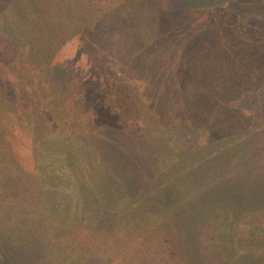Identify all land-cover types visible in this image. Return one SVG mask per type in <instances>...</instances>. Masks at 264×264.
<instances>
[{"label":"rangeland","instance_id":"374dc122","mask_svg":"<svg viewBox=\"0 0 264 264\" xmlns=\"http://www.w3.org/2000/svg\"><path fill=\"white\" fill-rule=\"evenodd\" d=\"M22 1L0 0V119L4 115L2 99L12 91L9 74L13 70L14 77L19 74L16 67L20 60L18 42L23 39L18 33L20 39L16 37L13 44L8 42L9 34L4 24L7 18L16 19L22 15L18 9ZM119 1L124 4L107 19L109 15H102L100 11H87L83 0V29L87 19L92 18L97 31L111 27L112 36L123 43L129 39L123 38L126 32L142 35L132 44L115 43L112 47L98 40L97 35L91 38L83 32V53L85 49H91L92 53L101 48L114 50V59L105 60L95 55L91 61L83 57V83H78L74 72L68 73L73 81L72 91L83 92V107L89 115V120L83 123V132L71 133L70 129L58 128L53 132V126L46 131V126L39 125L31 129L34 156L39 165L45 164L42 176L37 177L42 206L51 208L59 202L65 206L63 214L59 210L51 212L37 205L29 206L25 201L22 204L17 200L13 202L10 194L11 201L0 208L2 264H8V259L16 264H29L32 258H37L39 264H83L80 239H68L71 252L68 258L60 253L59 246L54 250V240L48 234L45 238L50 243L40 246L43 228L51 224L58 230L66 224L63 230L67 231L63 235L72 230L80 231L83 211L88 218L106 214L101 221H91L99 228L112 226L120 222L113 212H116L117 197L123 193L131 194L126 197L131 201L121 207L133 215L159 209L164 202L165 209L173 214L180 227L183 226L184 232L189 231L191 222L195 223L196 209L205 202H211L212 215L226 213L228 223L234 228L238 224L236 236L251 240L257 232L252 225L264 216V0ZM62 2L65 8L60 10L55 4H43L50 8L44 11L46 15L42 19L55 16L58 25L46 29L47 26L38 24L36 31L38 38L46 42L54 40L55 46L64 48L76 44L74 39L79 35L74 31L80 28L72 19L71 4L67 0ZM66 32L68 36L51 37V34ZM155 33L161 41L157 49L150 44ZM27 35V39L34 38L29 32ZM37 44L41 43L37 41ZM160 56L163 59L156 60ZM120 62L127 69L130 80L121 83L120 95L115 92L108 98V90H104V95L101 93L102 81L99 79L95 84L93 79L101 69L114 70ZM88 80L93 82L86 84ZM161 84L171 97L170 101L162 100L157 94ZM107 85H111V81H107ZM12 86V93L18 95L20 87L13 80ZM151 95L163 119L154 132H144L145 137L132 139L133 145L139 146L138 150L145 154L142 158H134V146L125 134L113 137L108 128L101 127L102 120L111 118L105 116L110 111L102 100L120 111L119 122L127 128L134 125V115L148 111ZM169 117L180 121L169 123ZM176 132L188 135L185 143L180 134L179 139L173 137ZM163 137L165 140L160 144L157 140ZM169 137L172 138L168 140ZM154 143L156 146L152 145ZM117 144L123 146V152L127 148L130 156L119 158ZM17 151L20 155L21 148L17 147ZM45 151L49 152L47 157H39ZM73 151L83 156V173L72 168L75 160L69 153ZM149 154L154 155L150 158L153 171L161 169L157 176L160 185L171 187L169 191H173L176 203L161 200L150 184V200L144 195L147 182L135 172L138 165L149 161ZM174 163V169H179L182 175V182L178 184L173 180ZM230 205L237 207L228 210ZM3 211L10 216L3 217ZM241 264L254 263L245 256Z\"/></svg>","mask_w":264,"mask_h":264},{"label":"trees","instance_id":"16d2710c","mask_svg":"<svg viewBox=\"0 0 264 264\" xmlns=\"http://www.w3.org/2000/svg\"><path fill=\"white\" fill-rule=\"evenodd\" d=\"M67 2L72 6V19L76 26L80 28V31H74L79 35L74 39L76 41L75 45L61 48L55 46L54 40L49 41L48 39V42H46L38 38L37 35L36 26L38 24L47 26L46 29L53 28L55 24L58 25L55 16L42 19L46 15L44 11L50 8L43 4H55V8L60 10L65 8L62 0H23L18 5L19 12L22 15L16 19L7 18L8 21L4 24L5 31H8L9 34L7 36L8 42L15 43L18 33L23 36V39L18 38L20 39L18 42L20 60L16 65L18 67V77H14L16 75L15 70L9 74L11 77L9 80L11 90H14L13 80L21 91L18 95H14L12 91H9L2 99L5 103L2 105L4 115L0 119L2 122V125H0V208L7 206L12 199L10 195L12 194L14 197L13 202L17 200L22 204L25 201L29 206L32 204L33 207H36L37 205L38 208L51 212L59 210L63 214L65 206L59 202L51 208L42 206L43 202L40 200L41 188L39 187L40 184L37 183V177L42 176L44 172L42 166L45 164H40V166L37 156H34L36 153L34 135L31 129L39 125L43 128L46 126V131L53 126V132L55 128L60 130L70 129L72 130L71 133L77 132V130L83 132V123L86 122L89 115L83 107V92L75 93L72 91L73 81L70 80L69 74L74 72V75L78 76L76 77L78 83H83V57H87L91 61L95 55L105 60L114 59V50L110 52L101 48L92 53L91 49H85L83 53V32L84 35L91 36V38H95L94 35H97L98 40L102 43H110L112 47L115 43L119 45L132 44L134 40L139 41L142 36L138 33L126 32L123 34V38L129 37L127 39L129 41L125 39L126 43H123V40L112 36L111 30L113 28L111 29V27L105 26L101 32L100 30L97 31L92 18L87 19L83 29V0H67ZM121 4H124V2L119 0H85L87 11H100L102 15H109L107 19L115 10H119L118 6ZM7 5L9 4L6 2L5 6L7 7ZM27 32L34 38L27 39ZM107 33L110 35H107ZM63 34L65 36L69 35L67 32L54 33L51 34V37L58 38L62 37ZM155 35L156 33L153 36ZM112 38L114 39L113 43L111 42ZM157 38L158 36H155L151 40L152 48L157 49L161 45V41ZM37 41L41 44H37ZM26 42L28 44H25ZM10 43L8 44L10 45ZM177 43L180 42L177 41ZM97 44L100 43L97 41ZM193 54H196V52L194 51ZM158 58H156L158 61L163 59L161 56ZM118 61H120V58H118ZM120 64L122 63L120 62ZM120 64L114 70L101 69L97 75L98 77L93 79L95 84L99 82V79L102 81L101 93L103 94L104 90H108L107 93H110L108 98L114 96L115 92L119 94L121 83L127 82V79L130 80L127 69H124V65L121 66ZM113 76L114 79H112ZM93 80H88L86 84L88 82L92 83ZM107 81L108 83L111 81V85H107ZM111 87L115 88L114 92H110L114 89ZM160 88L157 93L159 97L164 101H170L171 97L165 93L164 85L161 84ZM102 103L110 111L105 116L111 118L105 119L106 122L102 120L101 127L103 129L108 128L113 133V137L122 134L124 136L125 134L132 146H134L132 143L133 138H143L145 137L144 132H154L156 125L163 119V114L152 95L148 100V111L141 115H134V118H132L135 119L134 125L132 127L128 125L127 128L119 122L120 111H116L105 100H102ZM188 120L191 119L188 118ZM176 121L179 122V118L169 117L167 119V122L172 124ZM179 134L177 133L173 137L179 139ZM187 136L186 134H180L182 143L186 142ZM171 138L169 137L168 140ZM164 140L165 137L157 141L162 144ZM152 145L156 146L155 143ZM17 147L21 148L20 155H18ZM139 148V146H134V158L145 156L143 151L138 150ZM117 149L119 158L130 156L127 148L123 152V146L117 144ZM48 153L45 151L39 157L45 158ZM69 156H73L75 160L73 170L83 173V156L81 154L76 155L74 151L69 153ZM148 157L149 161L140 164V167L138 165L135 172L136 175H140L145 180V183L147 182L146 194L142 193L150 200L148 197L150 184L152 189L160 194L161 200L165 199L168 203H176L178 200H174L173 191H169L171 187L168 188L165 184L162 187L158 181L157 176L161 169L153 171L150 158L153 159L154 155L149 154ZM169 164L170 162L168 166ZM175 164L172 165L175 171L173 180H176L175 183L178 184L182 182V175L178 171L179 169H174ZM48 173H51V171ZM128 195L131 196L129 193H123L117 197L116 212L113 213L114 217L120 222L112 226L108 224L107 227L99 228L91 220L101 221L106 217V214L103 216V213H100L99 217L88 218L89 216L87 217L83 211L82 230L68 231L66 235H63V232L67 231L63 230L67 228L66 224H63L62 229L58 230H55L54 225H47L46 228H43V234L39 237L42 243H40V246H46L50 243L49 239L45 238V235L48 234L54 240L52 245L54 250L56 246H59L60 253L69 258L71 252L68 249L70 247L67 244L68 239L70 237L78 238L83 243V264H241L242 258L245 256L250 257L254 264H264V216L259 219L258 223H253L252 229L254 228L257 232L249 240L245 237L236 236L238 224H235L234 228V225L228 223L226 213L212 215L211 202L209 204L205 202L196 209L193 218L195 223L191 222L189 231L184 232L183 226L180 227V224L176 223L173 214L171 215L165 209L164 202H162L163 206L161 208L151 209L146 214L133 215L128 210L123 209L121 206L131 201L126 198ZM123 200L122 204H118ZM2 203L4 206L1 205ZM235 207L237 205H230L228 210L235 209ZM3 212L5 214L3 217L10 216L9 213ZM12 219H15V217ZM220 228H224V231ZM233 228L234 232L231 235ZM228 235H231V238L225 239V236ZM247 242L248 245H245ZM8 264L16 263H14V260L8 259ZM29 264L39 263L37 258H32ZM46 264H52V262H46Z\"/></svg>","mask_w":264,"mask_h":264}]
</instances>
